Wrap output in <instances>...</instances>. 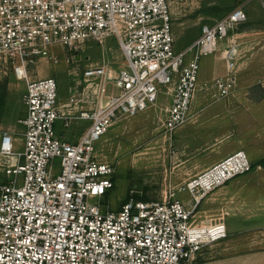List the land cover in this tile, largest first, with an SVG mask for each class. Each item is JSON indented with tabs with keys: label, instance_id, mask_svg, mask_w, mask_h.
<instances>
[{
	"label": "built area",
	"instance_id": "2783aa9c",
	"mask_svg": "<svg viewBox=\"0 0 264 264\" xmlns=\"http://www.w3.org/2000/svg\"><path fill=\"white\" fill-rule=\"evenodd\" d=\"M245 19L236 7L202 24L198 37L176 49L168 0H0V60L24 82L22 131L0 130V264H197L207 244L224 239L223 221L195 223L197 193L249 171L244 152L191 180L184 188L190 201L173 192L130 197L102 213L114 169L96 154L95 143L119 118L155 107L158 86L169 98L164 129L182 127L200 87V58ZM111 36L121 68L85 67L81 90H69L63 103L54 78L28 75L38 59L57 63L53 45L80 51L86 41L103 44ZM234 51L232 45L222 51L226 75L213 79L217 95L235 85ZM81 121L87 124L77 136L55 130L56 123L68 129ZM17 134L23 148L15 152Z\"/></svg>",
	"mask_w": 264,
	"mask_h": 264
},
{
	"label": "rangeland",
	"instance_id": "374dc122",
	"mask_svg": "<svg viewBox=\"0 0 264 264\" xmlns=\"http://www.w3.org/2000/svg\"><path fill=\"white\" fill-rule=\"evenodd\" d=\"M176 49H183L199 36L201 25L242 7L245 21L233 29L222 46L199 60V86L187 122L168 132L164 129L169 98L158 86L156 106L134 117L116 120L95 152L114 169V186L99 204L100 211L115 210L124 200L162 198L170 192L180 201H190L188 183L207 168L236 152L245 153L251 163L264 161V0H168ZM218 11L211 14L209 9ZM234 8V9H235ZM228 45L233 53L235 85L227 95H217L213 79L226 75ZM46 58L27 67L31 79L52 77L63 103L69 90H81L85 67L107 63L121 68L119 46L114 36L103 44L86 41L82 50L69 51L53 45ZM121 59V60H120ZM120 60V61H119ZM0 60V92L5 94L0 130L22 131L17 120L23 114L21 95L24 82L15 80ZM84 121L57 133L79 135ZM13 151H21L23 141L15 135ZM199 203L195 223L223 221L227 236L207 244L197 264H264V167L258 165L237 175L206 194L197 193ZM97 201L94 200L93 203Z\"/></svg>",
	"mask_w": 264,
	"mask_h": 264
},
{
	"label": "trees",
	"instance_id": "16d2710c",
	"mask_svg": "<svg viewBox=\"0 0 264 264\" xmlns=\"http://www.w3.org/2000/svg\"><path fill=\"white\" fill-rule=\"evenodd\" d=\"M234 8H235V7H234ZM234 8H233V9H234ZM233 9H231L230 11H232ZM209 11H210L211 14H215L218 10H217L216 8H215V9H214V8H210ZM230 11H229V12H230ZM218 18H221V16L218 17ZM218 18H217V19H218ZM189 43H190V42H189ZM189 43H188V44H189ZM188 44H187V45H188ZM4 99H5V94L0 92V115H1V113H2V108H3V105H4ZM258 165H260V166L262 165V166L264 167V161H258V162L251 163V164H250V167H251V168H254V167L258 166ZM112 181H114L113 178H112Z\"/></svg>",
	"mask_w": 264,
	"mask_h": 264
},
{
	"label": "bare ground",
	"instance_id": "6f19581e",
	"mask_svg": "<svg viewBox=\"0 0 264 264\" xmlns=\"http://www.w3.org/2000/svg\"><path fill=\"white\" fill-rule=\"evenodd\" d=\"M222 55V54H221ZM224 55V54H223ZM111 71L113 72V71H115V69L114 68H111Z\"/></svg>",
	"mask_w": 264,
	"mask_h": 264
},
{
	"label": "crops",
	"instance_id": "0c3cea01",
	"mask_svg": "<svg viewBox=\"0 0 264 264\" xmlns=\"http://www.w3.org/2000/svg\"><path fill=\"white\" fill-rule=\"evenodd\" d=\"M222 46V43L219 45V47H221ZM221 54H222V51H221ZM227 228V227H226Z\"/></svg>",
	"mask_w": 264,
	"mask_h": 264
}]
</instances>
